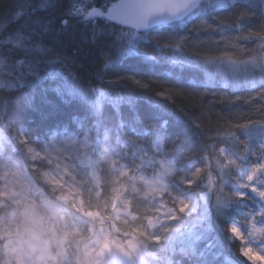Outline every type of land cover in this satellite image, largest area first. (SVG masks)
Listing matches in <instances>:
<instances>
[{"label": "trees", "instance_id": "trees-1", "mask_svg": "<svg viewBox=\"0 0 264 264\" xmlns=\"http://www.w3.org/2000/svg\"><path fill=\"white\" fill-rule=\"evenodd\" d=\"M117 1L111 0L112 3ZM72 2L50 0L47 6L41 8V0H31L30 15L15 20L12 19L13 15L24 6L25 0H0V41H6L0 43V52L9 58L11 69L6 73L11 80L0 81V85L6 83L0 87V101L7 102L6 106H0V120L5 116L19 127L12 133L15 139L17 132L21 134L20 139L16 140L17 144L27 139L23 135L26 133L31 138V143L26 147L32 149L46 141L51 143L63 137L91 135L89 153L93 162L109 164L115 161L118 169H128L130 175L145 179L157 174L159 161L167 158L175 163L177 171L169 180L178 178L182 198L190 200L189 193L196 191V188L200 191L202 186L190 188L181 177L191 174L190 164L194 167L193 171L196 167H204L199 163L205 143L212 145L223 141L224 137H218L217 131H227L229 123L233 126L232 132H237L235 125L248 123L244 116L251 120L261 119L260 105L264 104V100L248 86L252 79L246 75L234 77L224 67L206 70L196 64H174L170 60L172 50L155 47L152 38L162 42L170 35L184 36L189 41L218 38V30L197 32L194 25L205 19L208 23H215V16L234 13L235 8L231 4L219 6L215 3L209 11H205L208 0H203L188 18L180 22L139 31L142 38L136 43V50L124 51L127 37H119L122 32H129L132 28L115 25L102 17L86 22L70 13ZM238 2L246 6L250 13L246 22L248 28H258L264 24V5L259 0L252 6H248L250 0ZM89 3L91 7L102 8L105 0H89ZM6 21L10 22L3 27ZM97 26L103 31H97ZM232 31L225 25V33ZM18 37L21 42L13 43ZM141 47L151 50L149 55L155 59L145 55ZM3 71L0 66V72ZM129 77L140 79L143 83L150 80L160 85L158 91L166 95L169 89L174 88L183 90L184 95L177 98V104L153 91L140 88ZM97 91L100 93L97 94ZM101 93L105 94L103 98ZM209 105H214V111L206 118L207 127L202 129L205 132L202 135L199 123L195 124L191 116H199ZM238 114L241 118H237ZM258 127L251 129V136L256 142L263 136L254 130ZM246 130H240L241 140L248 137ZM3 133L8 137L0 129V134ZM158 137L164 139L162 147L166 155L153 156L154 149L149 151ZM96 138L102 141L98 142ZM221 145L229 146L228 143L219 142L218 148ZM140 148H144V151H139ZM105 155H108L107 158H104ZM212 155L205 154L206 163ZM32 160L35 161L33 165L47 168L45 162L41 165L38 159ZM227 176L230 179L231 175ZM110 177V174H103V179ZM213 186L216 192V179ZM218 194H230L229 186H224L223 192ZM195 206L193 201L195 211H190V215L197 212ZM145 207L132 201L129 205L132 216L125 214L124 220L134 223ZM210 212L207 217L209 222L205 224L211 225L210 236L220 242L221 247L213 251H221L222 255L213 257L206 253L207 241L203 239L191 242V246L180 250L176 247L168 249L165 245L150 247L173 258L170 264H196L195 259H198V264H215L216 261L223 262L224 256L233 258L238 264H248L239 254L245 242L229 239L227 232L231 224H238L242 229L245 226L240 203L231 202L218 215L213 214V209ZM186 217L181 218L186 221L190 216ZM167 224L171 222L148 225L147 232L164 238L166 233L163 228ZM168 227L176 229L173 224Z\"/></svg>", "mask_w": 264, "mask_h": 264}, {"label": "snow or ice", "instance_id": "snow-or-ice-1", "mask_svg": "<svg viewBox=\"0 0 264 264\" xmlns=\"http://www.w3.org/2000/svg\"><path fill=\"white\" fill-rule=\"evenodd\" d=\"M255 2L256 0H250L248 6L254 5ZM49 3L50 0H41L39 7L43 8ZM200 3L201 0H118L116 3L105 0L103 10H101L91 7L89 0H73L69 11L72 15L89 23L96 17H102L107 21L131 25L132 29L138 31L147 28L157 19H178ZM214 3H222V0H208V7L205 8V11H209ZM230 3L236 10L234 13L230 12L225 16L214 17L218 21L215 27L220 32L225 33V25L233 29L232 32L221 37L226 45L237 47L241 39L264 41V26H261L258 31L246 26L249 18L247 7L239 3L238 0H230ZM108 4H111V7H108ZM32 5L31 0H25L24 6L15 12L12 19L19 20L25 15H30L29 10ZM9 22L6 21L3 27H6ZM210 27L213 25H210L205 19L199 22L198 30L206 31ZM137 31L121 33L119 39L127 37V46L124 51L136 50ZM152 39L157 40L158 44L160 43V40L155 37ZM169 39H171V35ZM20 42L19 37L13 40V43L16 44ZM258 47L264 48V43H259ZM172 48L170 60L174 64H196L206 70H211L224 67L225 62L230 65L239 62L227 53L225 54L226 61L224 58L207 54L193 57L185 50L183 41L173 44ZM143 49V47L140 48L145 55H148L150 59H155ZM232 74L234 77L238 75L235 70ZM128 79H131L142 89L151 87L152 82L143 83L134 77ZM248 86L252 89L264 88V78L252 80ZM104 95V93L100 94L101 97ZM159 95L165 96L166 93L160 92ZM171 95L183 96L184 91L175 88L169 89L166 96ZM261 99L264 100V94L261 95ZM6 105V101H0V106ZM212 111H214V105H209L206 110H202L199 116H191L195 124L199 123L198 127L202 135H205L202 129L207 127L205 120ZM260 114L262 118L259 120H251L244 116L243 118L248 119V123L235 125L237 132H232L233 126L230 123L227 131L223 133L217 131V136L222 135L224 140L212 145L205 143V151L202 154L205 157L206 153H215V157L212 155L208 163L201 164L204 166L203 168L196 167L194 171V167L190 164V175L193 179L186 180V176L181 177L184 183L194 185L197 180L206 175V169L211 167L209 165L214 158L218 166L223 169L225 165L220 163L218 157L220 153H228L231 159L226 157L227 161L231 167L237 170V175L224 181V184L229 186L231 195L229 197L217 196V208L223 210L231 202L240 203L245 217L243 223L247 225L248 240L240 247L239 254L256 264H260V261L264 260V255H261V252H258L256 248L250 247L249 244L258 237L260 241L264 242V136L258 142L254 141L251 129L257 126L264 128V104L260 105ZM237 118H241L239 114ZM8 126L11 127V125ZM241 129L249 130V135L245 140L240 139ZM23 135L27 139L21 140L19 144L12 143L9 137L0 136V157H3L4 151L10 147L11 150L20 151L25 159L32 161L33 168L35 163L32 160L33 149L26 147L31 143V138L26 133ZM20 136L21 134L17 132L16 140H19ZM219 142L228 143L229 147L218 148ZM162 146H164V139L158 137L152 143L149 151L154 149L153 156L166 155ZM139 151L143 152L144 148H140ZM34 155L36 158H40L39 152ZM107 156L105 155L104 158ZM45 159L47 158L39 159L41 165H44ZM3 160V164H0V189H3V192H0V195L24 197L22 212L24 222L22 225H18L15 231L6 233L8 242L3 245V254L7 258L8 264H30L33 257H36L40 264H49L50 261L52 264H57L58 256H63L68 264H144V258L149 254L150 245L159 244L163 239L161 235L148 233L147 226L155 225L157 222L159 225H163L166 221H175L193 207L190 200L182 198L170 189L169 178L173 177V173L176 174L177 171L175 163L167 158L159 161L158 174H154L151 179L130 175L128 169H116L112 177L105 178L103 184L100 183V178L96 175V168L99 166L97 162H90L93 173L89 177L86 171L78 169L72 162L64 163L57 159L55 162L49 160L44 165L50 167L55 175L49 172L42 173L40 167L33 169L41 173L43 182L49 184L52 191L56 193L54 200L47 197L43 199V203L49 210V217L45 220L39 215L35 206L27 201V194L36 191V185L26 182L22 178L23 174L17 170V162L11 156L3 157ZM99 163L102 164L101 161ZM111 163L115 164L116 162L111 161ZM215 179H217L216 176L209 179V184L213 185ZM137 183L140 184V187H137ZM218 191L223 192V187L219 186ZM174 193L175 195H173ZM203 199L207 202L208 195L205 194ZM132 201H137L146 207L143 209L142 215L134 220V223H129L127 220H121V216L124 213L132 216L129 211ZM16 203L20 204L21 200L17 199ZM65 209H71L72 212V216L68 219L63 215ZM137 211L139 212L140 209L137 208ZM206 220L205 213L189 229L193 243L203 239L207 241L206 253L213 257L222 255L221 251H213L221 246L215 237L210 236L212 229L210 224H205ZM258 225L260 226L258 227ZM122 228L126 230H122ZM170 230V227L163 228L165 233ZM227 232L228 238L231 240L245 239V231L238 224H231ZM53 245L56 248L55 255H53ZM59 264H64V261H60ZM215 264H231V261L227 256H224L223 262L216 261Z\"/></svg>", "mask_w": 264, "mask_h": 264}, {"label": "clouds", "instance_id": "clouds-1", "mask_svg": "<svg viewBox=\"0 0 264 264\" xmlns=\"http://www.w3.org/2000/svg\"><path fill=\"white\" fill-rule=\"evenodd\" d=\"M259 3L264 5V0H259ZM113 23L115 25H125L116 21H113ZM209 24L213 25V27H210L208 30L211 29L217 30V28L215 27V25L218 24L217 20L215 23H209ZM127 26L132 27L131 25H127ZM261 26H264V24H262ZM261 26H259L258 28H249V29L258 31L261 29ZM150 27H151V23L148 25L147 28L144 29H148ZM198 29H199V22L194 25V30L197 32H201ZM97 31H103V29L97 26ZM223 35H226V33H222L219 31L218 38H211L205 41H189L184 36H179V37L172 36L171 39L168 38L167 40H163V42L160 40L159 44L157 43V40H154V44L155 47L157 48L169 49L172 50L173 52L172 45L183 41L185 50L188 51V54L193 57L203 56L207 54V55L224 58L225 61L227 60L225 56V54L227 53L230 54L233 59L239 62L234 65H230L227 62H225L224 68L229 69L231 72L235 70L238 74H244L252 80H260L261 78H264V48L258 47V44L264 43V41H258L256 39H251V40L241 39L239 41V46L233 47L226 45V42L221 39ZM0 43H4V41H0ZM164 45H168V46L165 47ZM145 50L148 52L151 51L149 49H145ZM9 63H10L9 58L5 54L0 52V66H2V69L4 70L3 72H0V81L11 80V76L6 74L8 71H11L9 67ZM147 82L151 83L150 80ZM5 84L0 85V87L4 86ZM159 87L160 85L151 83V87L148 90L155 92L156 95L158 96H161L159 95L160 91H158ZM255 91L258 92L260 96L264 94V88L255 89ZM161 97H165L167 100L177 104H178L177 98H180V96H176V95L161 96ZM8 125H11V127H9ZM16 128L19 127H17L12 121L7 120L5 116L2 120H0V129L4 130L8 134L9 140L12 143H16V139L13 137L12 134L13 130ZM7 156H11L17 162L18 165L17 170L23 174L22 178L26 182H30L36 185L37 190L27 194V201L33 204L39 215L43 217L45 220H47L49 217V210L47 206L43 203V199L44 197H47L48 199L54 200L56 199V193L52 191V188L49 184L43 182L41 173L33 170L32 161L25 159L20 151H13L9 147L3 153V157H7ZM213 156L215 157V153H213ZM3 157H0V164H3L4 162ZM218 158L220 163L225 165L223 169H221L218 166L216 159L214 158L212 160L211 167L206 169V175L203 178L197 180L194 185H189L186 182L185 184H187L190 188L193 186H202L200 187V192H202L205 195L208 194V192L212 188V185H210L208 182L209 179H211L213 176H216L217 186L223 187L224 186L222 183L223 177L226 175L236 176L237 170L229 165L227 158L223 156V153H220ZM206 159H207L206 157L202 156V160L199 164L206 163ZM221 172H223V175H221ZM28 173H31V175H28ZM191 179H193L191 175L186 176V180H191ZM218 187L216 188V192L221 193L220 191H218ZM0 192H3V189H0ZM230 195L231 193L217 195V196L229 197ZM17 199L21 200L20 204L16 203ZM216 199L213 202L209 198L206 203L200 205L201 207H203L204 212L206 214L213 207L217 211H221L220 209L217 208ZM23 200H24L23 196L13 197L11 195L9 196L0 195V264H8V260L3 254V245L8 242V236L6 233L8 231H15L17 226L22 225L24 222V217L22 215ZM191 202L193 205V201ZM189 211H195V208L192 207ZM63 215L65 216L66 219L70 218L72 216L71 209H65ZM244 220L245 217H243V221ZM62 226L63 225L61 224V227ZM249 246L253 247V244L250 243ZM255 248L258 250V252L264 253V244H262V246H255ZM55 254H56V248L53 245V255ZM244 258L247 260L248 264H256V262L249 260L247 257ZM159 259L160 257L158 253L155 250H153L151 247H149V254L145 256L144 264H156V262ZM60 261H64V264H68V261L64 260L63 256L57 257V264H59ZM30 264H40V262L36 257H33ZM49 264H52V262L50 261Z\"/></svg>", "mask_w": 264, "mask_h": 264}, {"label": "rangeland", "instance_id": "rangeland-1", "mask_svg": "<svg viewBox=\"0 0 264 264\" xmlns=\"http://www.w3.org/2000/svg\"><path fill=\"white\" fill-rule=\"evenodd\" d=\"M239 1V0H238ZM243 1H246V0H243ZM215 4V3H214ZM217 5H219V6H226V5H228V4H231L230 3V0H222V3H216ZM108 7H111V4L110 5H108ZM101 10H103V7L102 8H100ZM131 31H137V30H131ZM147 36H145L144 38H146ZM141 36L139 35V31H137V35H136V37H135V40H136V43L139 41V40H141ZM224 71V70H223ZM228 72L230 71L229 69L227 70ZM231 72V71H230ZM224 73H227L226 71H224ZM232 73V72H231ZM255 131L257 130V133H258V131H260V130H258V129H254ZM248 133H249V130H246ZM252 133V132H251ZM0 136H2V137H7V135H5V133H3V134H0ZM62 140H66L67 142L66 143H72L73 144V146H75V148H70L69 150H67V152H66V154L63 156V155H60L59 153H60V148H61V144H63V141ZM36 152H39L40 153V158H47V159H45L44 160V162H45V165L48 163V161L49 160H51V161H53V162H55L57 159H59V160H61V161H63L64 163H69V162H72L73 164H74V166H78L77 168L78 169H80V170H84V171H86V173H87V175L89 176V177H91L92 176V173H93V167H91V164H90V162H93V158H92V155H90V153H89V142L87 141V140H73V139H69V137L68 138H65V139H63V138H59V139H56L55 141H53V142H51V143H42V144H40V146L38 147V148H34L33 149V157H32V159H40V158H36L35 157V153ZM223 156H225L224 155V153H223ZM35 167H37V166H35V165H33V169H35ZM96 170H99L98 168H96ZM41 172L43 173V172H49V173H51L52 175H55V173L54 172H52V169L50 168V167H47V168H44V169H41ZM102 174H104V173H102ZM158 174V173H157ZM96 175L100 178V183L101 184H103V182H104V180L105 179H103L102 178V176H101V174L100 173H98V172H96ZM229 179V177L226 175V176H224L223 177V181H222V183H223V185L226 187V185L227 184H224V181L225 180H228ZM125 185H126V187H127V180H126V178H125ZM213 186V185H212ZM223 186V187H224ZM137 187H140V184L139 183H137ZM170 189L173 191V189H174V191H176L175 193L177 194V192H178V189L177 188H175L174 186L173 187H170ZM212 189V188H211ZM102 190V189H101ZM173 191V192H174ZM211 191V190H210ZM209 191V192H210ZM209 192H208V194H209ZM175 193L173 194V195H175ZM179 193V192H178ZM207 194V195H208ZM204 196V195H203ZM214 199V198H211L209 195H208V199ZM207 199V200H208ZM191 200V199H190ZM192 201V200H191ZM203 203H206V201L204 200V199H202V202H201V204H203ZM92 210H95V209H92ZM190 211H188V212H186L187 214H183L181 217H183V216H187L186 218H188L189 216V218L187 219V220H194V221H196L199 217H201V216H203V215H205V212H204V209H202L201 211H197L194 215L192 214V215H190V213H189ZM128 215L127 213H124L122 216H121V220H124L125 219V216L126 215ZM180 217V218H181ZM182 219V218H181ZM176 221V220H175ZM206 222H209V220L207 219L206 220ZM158 223L159 222H157L156 224H155V226H157L158 225ZM260 225H258V227H259ZM243 230L245 231V239L243 240L244 242H246L247 240H248V236H247V226L245 225L244 226V228H243ZM180 235V232H177V233H175V235H173L172 237H168L167 238V240H169V241H171L172 242V240H173V242H176L177 240H178V236ZM176 236V237H175ZM188 239H192V237L190 236V237H188ZM188 242H191V241H189V240H187ZM251 243L253 244V247L255 248V246H262V244H264V242H262V241H260L259 240V237L257 238V239H254V240H252L251 241ZM244 244V243H243ZM159 246H161L160 245V243L159 244H154L153 246H152V248H156V247H159ZM257 250V249H256ZM258 251V250H257ZM261 255H264V253H261ZM228 259L231 261V264H238L236 261H234V259L233 258H230V257H228ZM246 260V259H245ZM260 264H264V261H260Z\"/></svg>", "mask_w": 264, "mask_h": 264}, {"label": "bare ground", "instance_id": "bare-ground-1", "mask_svg": "<svg viewBox=\"0 0 264 264\" xmlns=\"http://www.w3.org/2000/svg\"><path fill=\"white\" fill-rule=\"evenodd\" d=\"M167 25H169V24H167ZM163 26H165V25H163ZM99 93L97 91V94H99ZM259 128H260V131H258V132H260L264 136V128H261L260 126L258 127V129ZM65 138H68V137H63V139H65ZM92 138L93 137L91 135L90 136L89 135H81V136H77V137H69V139H73V140H83V139L87 140L89 142V147L91 146V139ZM62 141H63V144H61V148H60L61 150H60L59 154L60 155L62 154L64 156L66 154L67 150H69L70 148H75V146H73L72 143H69V144L66 143L67 142L66 140H62ZM97 141L101 142L102 139H100V140L97 139ZM44 143H50V142L46 141ZM228 147L229 146L221 145L220 148H228ZM224 155L228 159H231V157L228 156L227 152H225ZM98 165L99 166L97 168L99 170H96V172L100 173L102 178H103V174L102 173H107V174H110L112 176L114 171L116 169H118V167L115 164L111 163V162H109V164H104V162H103V164L98 163ZM178 183H180L178 178H175V179L173 178L172 180H169L170 187L174 186L175 188H177L178 192H179V193L177 192V194L180 195L181 197H183V191H182V189L179 188ZM226 186H228V185H226ZM195 190L196 191L189 193L190 199L196 203L195 207H197V211H201L203 209V207H201L200 205H202L201 202H202V199L204 197L203 196L204 194L202 192H200L197 188ZM173 191H174V189H173ZM174 192H176V191H174ZM208 195L211 198H214V199H212V201L214 202L216 197H217V193L214 191V186H212V189H211V191L209 192ZM200 196H201V199H200ZM212 209H213V214H215V215H218V212H220V211H217L215 208H212ZM221 212H223V210H221ZM210 213L211 212L209 211L206 214L207 217L210 215ZM177 221H182V222H177ZM169 222H171V224H167V227L173 224V225L176 226V229H171L170 231H168L166 233V235L163 238V241L161 240V242H160L161 247H163L165 245V246L168 247V249H175V247H176L178 250H180V249H183L184 247L186 248L187 246L188 247L191 246L192 245L191 242H193V240L192 239H188V237L191 236L190 232H189V229L191 228V226L194 225L195 221L194 220L183 221L182 219H177L176 221H169ZM117 226H120V225H117ZM122 230H124V229H122ZM177 232H180V235L178 236V240L176 242H173V240H172V242L167 240L168 237H172ZM187 240H189L191 242H188ZM157 253H158L159 257H160V259L157 262H160V263L164 262V263H168V264L173 262V258H171L169 256H165V255H163L162 253H159V252H157ZM194 263L198 264V259H195Z\"/></svg>", "mask_w": 264, "mask_h": 264}, {"label": "water", "instance_id": "water-1", "mask_svg": "<svg viewBox=\"0 0 264 264\" xmlns=\"http://www.w3.org/2000/svg\"><path fill=\"white\" fill-rule=\"evenodd\" d=\"M202 1L203 0H201V2ZM198 7H199V5L197 7H195V8H193L191 11H189L186 15L181 16V17H179L178 19H175V20L157 19V20H155L154 22L151 23V27L150 28H148V29H140L138 31H148V30H151V29H153L155 27H158V26H163V25H167V24H172V23L180 22V21L188 18ZM123 26H126V27L131 28L130 26H127V25H123Z\"/></svg>", "mask_w": 264, "mask_h": 264}]
</instances>
